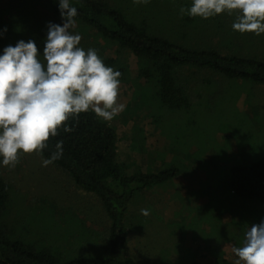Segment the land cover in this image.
Wrapping results in <instances>:
<instances>
[{
    "label": "rangeland",
    "instance_id": "1",
    "mask_svg": "<svg viewBox=\"0 0 264 264\" xmlns=\"http://www.w3.org/2000/svg\"><path fill=\"white\" fill-rule=\"evenodd\" d=\"M105 1L129 21L145 25L150 35L184 41L180 32L187 15L180 9L189 7L191 0ZM235 19V12L198 19L209 32L199 36L204 37L201 40H192L198 37L192 34L191 46L223 56L236 55V48L243 56L264 55V34L233 31ZM49 22L63 24L49 3L0 0V30L7 29L0 35V53L29 39L42 53ZM216 26L224 30L215 34L211 29ZM72 31L81 35L83 49H95L106 66L110 62L109 67L121 73L118 102L125 109L106 121L119 136L118 162L129 166L131 173L158 172L174 164L176 156L178 166L185 168L180 177L143 192L131 204L126 221L131 258L137 264H213L223 259L236 264L232 248L243 246L245 232L264 220V206L233 197L225 183L235 163L264 157V85L185 69L179 78L189 88L190 107L172 110L156 99L154 85L142 79L145 65L131 51L77 22ZM44 159L33 152L20 155L14 167H0L11 188L3 221L15 240L48 248L65 261L103 258L112 226L104 204L59 166H42ZM141 209H148L149 215H142Z\"/></svg>",
    "mask_w": 264,
    "mask_h": 264
},
{
    "label": "trees",
    "instance_id": "2",
    "mask_svg": "<svg viewBox=\"0 0 264 264\" xmlns=\"http://www.w3.org/2000/svg\"><path fill=\"white\" fill-rule=\"evenodd\" d=\"M49 3L60 16L57 0H33ZM78 10L75 22L92 29L111 44L131 51L143 62L142 79L155 87L156 99L163 107L180 110L190 107L189 88L180 81L179 73L196 68L212 71L228 79L250 81L264 85V55L252 52L243 56L236 47L235 54L223 56L213 49L191 46L192 40L209 32L200 18L184 16L181 42L152 36L145 25L129 21L124 14L112 8L105 0H71ZM202 26V27H200ZM198 27V28H197ZM216 26L212 32L224 30ZM218 34V33H215ZM220 34V33H219ZM231 42H234L230 40ZM263 46V45H262ZM260 49H257V51ZM108 65L111 66L110 62ZM70 132L58 130L50 137L48 147L41 153L46 159L56 151V143L62 141V158L53 162L70 175L83 190L96 194L112 222L106 254L103 258H76L63 260L48 248L38 249L31 244L14 239V233L3 221L11 188L0 172V264H137L128 253L127 217L136 197L147 190L169 184L180 177L185 168L166 165L158 172H130V167L118 162L119 136L106 121L94 112L81 113L67 121ZM1 167V166H0ZM226 192L244 201H256L264 206V157L235 163L227 171ZM166 264H202L198 261L169 262ZM213 264H235L223 259Z\"/></svg>",
    "mask_w": 264,
    "mask_h": 264
},
{
    "label": "clouds",
    "instance_id": "3",
    "mask_svg": "<svg viewBox=\"0 0 264 264\" xmlns=\"http://www.w3.org/2000/svg\"><path fill=\"white\" fill-rule=\"evenodd\" d=\"M57 2L63 24H47L42 53L31 39L19 40L0 53V166L14 167L20 155L42 153L59 129L72 131L70 118L91 110L111 121L125 109L118 102L121 73L106 66L95 49L80 46L81 35L72 31L77 8L71 0ZM233 12V31L264 34V0H191L189 7L180 9L181 15L204 20ZM6 31L0 30V35ZM55 147L42 166L62 158V141ZM141 214L148 216L149 210L141 209ZM232 252L238 257L236 264H264V220L251 225L243 246Z\"/></svg>",
    "mask_w": 264,
    "mask_h": 264
},
{
    "label": "crops",
    "instance_id": "4",
    "mask_svg": "<svg viewBox=\"0 0 264 264\" xmlns=\"http://www.w3.org/2000/svg\"><path fill=\"white\" fill-rule=\"evenodd\" d=\"M211 166L214 167V168H217V167H218V164H217V163H213ZM202 179H203V177H201L200 180H202ZM200 180H199V181H200ZM204 194H205V192H204Z\"/></svg>",
    "mask_w": 264,
    "mask_h": 264
}]
</instances>
